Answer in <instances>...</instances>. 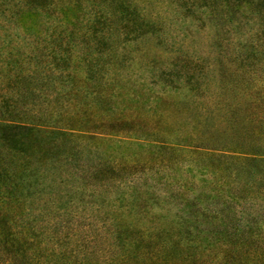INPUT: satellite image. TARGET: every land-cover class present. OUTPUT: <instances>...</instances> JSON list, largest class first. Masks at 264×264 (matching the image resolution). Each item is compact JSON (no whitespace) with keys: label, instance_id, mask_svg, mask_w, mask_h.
I'll return each instance as SVG.
<instances>
[{"label":"trees","instance_id":"obj_1","mask_svg":"<svg viewBox=\"0 0 264 264\" xmlns=\"http://www.w3.org/2000/svg\"><path fill=\"white\" fill-rule=\"evenodd\" d=\"M142 39L186 44L175 54L186 64L172 62L155 79L191 89L194 107L211 114L206 134L220 135H198L200 125L161 141L264 162V0H0V67L12 103L0 111V191L11 194L0 204V264H40L25 247V225H35L4 204L24 203L34 177L62 166L60 158L47 165L52 136L148 137L108 104L129 89L123 69Z\"/></svg>","mask_w":264,"mask_h":264},{"label":"rangeland","instance_id":"obj_2","mask_svg":"<svg viewBox=\"0 0 264 264\" xmlns=\"http://www.w3.org/2000/svg\"><path fill=\"white\" fill-rule=\"evenodd\" d=\"M185 45L142 39L123 69L129 89L110 97L129 115L118 122L148 137L52 136L47 165L60 158L62 166L34 177L24 203L4 204L35 225H25V247L40 264H264V162L161 141L200 125L198 135L220 137L206 134L211 114L194 107L191 89L155 79L172 62L186 64L175 55ZM6 90L0 67V111L11 112Z\"/></svg>","mask_w":264,"mask_h":264}]
</instances>
